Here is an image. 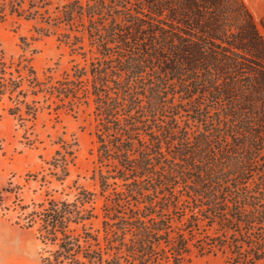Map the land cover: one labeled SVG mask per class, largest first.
Instances as JSON below:
<instances>
[{
	"label": "trees",
	"instance_id": "trees-1",
	"mask_svg": "<svg viewBox=\"0 0 264 264\" xmlns=\"http://www.w3.org/2000/svg\"><path fill=\"white\" fill-rule=\"evenodd\" d=\"M75 4L91 57L63 95L90 109L98 190L28 213L49 246L42 263L184 264L194 248L264 264V36L244 2ZM31 18L38 35L57 27ZM69 157L63 143L50 161L56 179ZM96 195L104 249L90 247L84 225L82 236L68 231L93 217L84 204Z\"/></svg>",
	"mask_w": 264,
	"mask_h": 264
},
{
	"label": "rangeland",
	"instance_id": "rangeland-1",
	"mask_svg": "<svg viewBox=\"0 0 264 264\" xmlns=\"http://www.w3.org/2000/svg\"><path fill=\"white\" fill-rule=\"evenodd\" d=\"M94 1L34 0L30 6L31 0H0V264H43L41 255L49 246L41 242L39 220L28 224V213L51 199L73 201L82 189L98 190L90 109L69 105L63 95L68 82L71 89L80 87L74 74L91 57L88 21L75 3ZM33 16L56 21L55 31L36 34ZM70 142L68 174L58 180L50 161ZM101 204L96 195L84 204L93 217L68 228L81 236V225L89 228L91 248L94 243L105 248ZM184 264L228 263L220 253L200 255L192 248Z\"/></svg>",
	"mask_w": 264,
	"mask_h": 264
},
{
	"label": "crops",
	"instance_id": "crops-1",
	"mask_svg": "<svg viewBox=\"0 0 264 264\" xmlns=\"http://www.w3.org/2000/svg\"><path fill=\"white\" fill-rule=\"evenodd\" d=\"M250 13L252 14L254 20L260 23L261 19L264 17V0H242ZM259 25V24H258ZM263 36L264 28L259 27Z\"/></svg>",
	"mask_w": 264,
	"mask_h": 264
}]
</instances>
